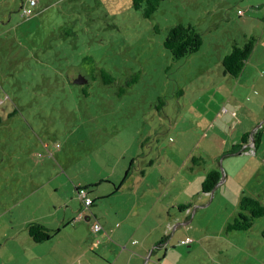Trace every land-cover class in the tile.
Returning a JSON list of instances; mask_svg holds the SVG:
<instances>
[{"label":"rangeland","instance_id":"374dc122","mask_svg":"<svg viewBox=\"0 0 264 264\" xmlns=\"http://www.w3.org/2000/svg\"><path fill=\"white\" fill-rule=\"evenodd\" d=\"M27 2L0 0V200L21 199L34 188L35 204L69 202L78 209L77 183L92 189L99 180L90 193L94 209L102 204L97 192L119 187L129 171L143 175L147 188L158 187L145 200L146 208L156 203V214L172 198L193 201V208L204 196L201 181L219 166L221 186L204 196L189 223L174 233L175 223L158 228L164 246L149 258L154 264H203L211 256L217 264H264V216L248 233L220 239L223 256L208 238L203 253L192 250L202 232H219L226 219L234 220L242 195L264 204V133L257 154L252 142L228 153L257 129L250 123L231 128L229 115L264 108V0H163L150 18L130 0H38L30 16L22 14ZM175 23L192 24L201 34L197 52L174 59L164 48ZM250 37L254 47L243 70L224 74L222 57L233 42L241 46ZM78 74L88 79L86 95L80 89L86 83L66 82ZM261 132L264 127L257 137ZM8 158L13 166L6 167ZM186 234L191 242L181 243ZM5 242L0 264H56L51 255L26 263L15 247L21 242ZM72 253L64 248L56 255Z\"/></svg>","mask_w":264,"mask_h":264},{"label":"crops","instance_id":"0c3cea01","mask_svg":"<svg viewBox=\"0 0 264 264\" xmlns=\"http://www.w3.org/2000/svg\"><path fill=\"white\" fill-rule=\"evenodd\" d=\"M234 113L235 115L233 113L229 115V119L231 121L233 119L234 121V123H229L231 128H242L249 123L251 124V128L255 124L257 126L255 131L247 133L248 137L244 136V146L239 147V152H241L252 142L251 135L264 127V108L261 111L254 112L251 108L244 107L240 112L235 111ZM227 114L228 112L225 113V115ZM253 114L256 115L255 118ZM215 115L219 119V115H221L220 110ZM225 115L222 116L221 120H224ZM258 122H260L259 125H257ZM263 133L261 132L259 135V141L255 146V154L258 153L257 149L262 142ZM239 152L234 151L229 152V154H239ZM8 159L10 162L8 160L9 163L6 167L8 165L13 166V159ZM64 175L68 176L67 173ZM33 177L31 176L30 179H33ZM108 179L110 178L108 177ZM108 179L104 182H112L113 185L116 184L114 181H109ZM100 182L102 181L95 180V182H92L96 184H93L95 186L92 189L88 188L87 194L89 196L93 189L99 188ZM119 182H121L119 187L104 188L105 193L103 195L99 191L97 192L99 196L98 200H101L99 203H102L99 207L91 208L95 201L91 196L93 201L87 207L89 209L87 212L89 215H86L87 213L83 211L82 202H80L78 209L76 203L71 205L69 202L66 204L59 203L52 205L35 204L32 200L35 191L34 188L31 190L29 196H22L21 199L0 200V250L7 244L5 241H11L13 243L20 241L21 243H18L15 247L26 256V263L31 262L33 259L39 260L51 255L53 258L52 261L56 264H154L155 262L151 261L149 257L155 252L156 248L159 250L164 246L163 241L166 239L165 235H160L161 231H158V228L161 230L164 227L169 229L172 223H175L172 226L174 233L176 229L178 230L179 226L189 223L190 220L188 218L191 213L192 217H195L198 213V208L207 201V198H204V196L212 195L214 191L204 193L201 190L204 196H198L197 204L193 208L191 206L193 201L189 203L187 200L178 204L177 198L174 201L172 198L169 205H161L163 212L166 210V207L168 208L165 214L163 212L160 213L159 208L156 209V214H153L157 206L156 203H152L150 204L151 206L146 208L145 200L149 193L153 195L159 191L158 187L152 186L151 188H147L149 183L144 179L143 175L142 178L136 177L129 174V171L124 172ZM222 182L215 187V190L221 186ZM82 186V183L78 182L75 191L78 187ZM171 186L172 184L169 187ZM110 189H112V192L109 191ZM119 196L124 201L121 204L119 202L114 204L116 202L114 199ZM0 197L3 196L0 195ZM42 198L45 199L43 196ZM111 199L114 201L112 200L113 202H111ZM177 206L179 208L175 213L173 210ZM76 210H79L78 214L75 213ZM237 211L239 212V209ZM79 213H82L83 216L78 217ZM179 213H182V216ZM73 214H75V219H73L75 222L70 221L73 218L72 216H74ZM91 216L94 220H91ZM81 219L86 224H83ZM227 220L224 221L222 225L223 229L219 232H199L201 233L199 235V242L201 244L195 247L200 248L197 249L192 246V250H200L203 253V247L207 248V242L205 243L203 240L204 238H208L212 240L210 244L213 245L214 251L220 256H223L221 251L223 249L219 247L221 243L220 239H223L225 236H240V233L247 232V230L233 231L236 233L231 231L225 232V225L229 222ZM34 221L44 225L51 231L57 229L58 231L50 240L37 243L28 236L26 230L28 223ZM70 222L73 223L71 228H69ZM95 222L101 225L99 231L92 229ZM190 228L185 227L184 230L189 232L188 229ZM186 236L187 238L190 237L188 234ZM42 245L46 246L42 247ZM64 248L71 251L74 250V253L67 259L61 254L59 256L56 255L58 250H64ZM19 256H21L20 253ZM211 258L208 262H203V264H217L216 256H211Z\"/></svg>","mask_w":264,"mask_h":264},{"label":"trees","instance_id":"16d2710c","mask_svg":"<svg viewBox=\"0 0 264 264\" xmlns=\"http://www.w3.org/2000/svg\"><path fill=\"white\" fill-rule=\"evenodd\" d=\"M162 1L163 0H130L131 5L133 6L132 8H134L135 10H140L142 16L149 18L154 15ZM202 39L203 38L201 34L194 28L192 24L182 25L179 23H175L168 27L166 37L163 38L162 43L164 48L170 51V54L174 59H180L188 54H194L195 52H197L202 44ZM254 41V37H250L241 46H239V44L236 42L232 43L229 53L227 55H224L221 60L224 74L236 76L241 72V70H243L246 60L252 53ZM101 76L105 80V82L110 83V77L104 74L103 71H101ZM72 80L74 79L68 76L66 82L71 84ZM86 86L87 83L80 87L85 95L87 94L85 89ZM247 135L248 134L245 133L242 136V140H244V136ZM251 136L256 146V144L258 143L259 135L257 137V132H255ZM239 147L240 146L233 145L228 153L234 151L239 152ZM191 160L192 162H203V157L200 156L199 159H197L195 156H193ZM221 175L222 174L219 170V166L212 168L205 176V179L202 182L201 190L204 191V193L211 192L214 189V186L220 180ZM84 189L88 190V187ZM77 190L78 188L76 189V192ZM238 204L239 212L237 216L233 221H229L225 225V230L227 232L243 231L247 229L249 230L253 226V223L254 221H256V219L264 216V204L257 198L249 197L248 195H242L239 199ZM26 230L28 236L37 243H42L50 240L58 231V229L51 231L44 225L37 223V221L28 223Z\"/></svg>","mask_w":264,"mask_h":264},{"label":"built area","instance_id":"2783aa9c","mask_svg":"<svg viewBox=\"0 0 264 264\" xmlns=\"http://www.w3.org/2000/svg\"><path fill=\"white\" fill-rule=\"evenodd\" d=\"M37 0H29V2L27 3V5L25 6V8H23V15H27L30 16L33 14V8L35 7V5L37 4ZM233 114H235L233 112ZM253 145V143H251V146ZM77 194L80 196L81 198V202L83 204V206L88 207L91 203H92V198L87 194V190H85L83 187H78L77 190ZM83 214L79 213L78 217H82ZM92 229L94 231H99L101 229V225L98 222H95L92 226ZM191 240L189 238H185L184 240H181V243H189Z\"/></svg>","mask_w":264,"mask_h":264},{"label":"water","instance_id":"95a60500","mask_svg":"<svg viewBox=\"0 0 264 264\" xmlns=\"http://www.w3.org/2000/svg\"><path fill=\"white\" fill-rule=\"evenodd\" d=\"M88 81V79L86 78V77H84V76H82L81 74H79L78 76H77V78H75L74 80H72V82L74 83V84H83V83H86ZM223 181V176L221 175L220 176V180L217 182V184L214 186V189L213 190H215V187L218 185V184H220L221 182ZM212 190V191H213ZM211 191V192H212Z\"/></svg>","mask_w":264,"mask_h":264},{"label":"clouds","instance_id":"9594fccd","mask_svg":"<svg viewBox=\"0 0 264 264\" xmlns=\"http://www.w3.org/2000/svg\"><path fill=\"white\" fill-rule=\"evenodd\" d=\"M252 143H253V146H255L254 142H253V139H252Z\"/></svg>","mask_w":264,"mask_h":264},{"label":"flooded vegetation","instance_id":"af4514ba","mask_svg":"<svg viewBox=\"0 0 264 264\" xmlns=\"http://www.w3.org/2000/svg\"><path fill=\"white\" fill-rule=\"evenodd\" d=\"M78 75H79V74H78ZM78 75H77V76H78Z\"/></svg>","mask_w":264,"mask_h":264}]
</instances>
